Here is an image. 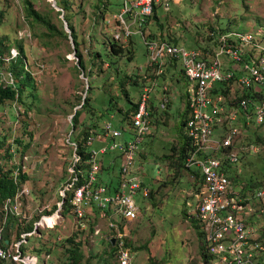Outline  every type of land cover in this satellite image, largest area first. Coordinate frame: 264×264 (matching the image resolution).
<instances>
[{"label": "rangeland", "instance_id": "1", "mask_svg": "<svg viewBox=\"0 0 264 264\" xmlns=\"http://www.w3.org/2000/svg\"><path fill=\"white\" fill-rule=\"evenodd\" d=\"M27 1L0 0V52L3 53L4 61L9 64V60L20 53L21 45L26 58L25 67L31 73L36 88L33 91L36 100L32 98V92L27 91L23 97L25 102H8L0 108V168L28 174V183L23 187L31 191L24 203V213L31 216L32 220L29 223L24 221L21 225L16 217L10 216L4 235L6 241L8 240L7 246L16 244L20 240L19 234H23V230L32 226L33 222H38L40 216H46L47 209L50 211L61 198V186L73 172L70 169L73 154V145L70 142L77 138L73 134L72 120L81 109L91 84L96 87L91 99L94 105L89 113L80 114L76 131L80 132L97 124L98 120H94L98 116L100 124L108 121L116 124L122 118L115 108L106 111L108 98L113 97L116 101L119 97L120 84L112 82L115 75L107 70L106 65L98 66L101 61H95V66L91 69L89 57L91 61L95 60L93 56L97 51L105 63L117 61L121 73L124 76H133L138 82L146 74L149 62L141 34L133 35L132 46L126 44L130 46L126 49L132 48L134 51L132 62L125 57L115 59L108 55L105 42L111 40V30L106 28L105 19L113 12H121L123 0H57L61 2L59 7L67 8L65 13L70 15L79 36L80 51L88 64L87 69L81 71L76 67L78 57L72 38L43 37L44 28L32 24L27 18ZM30 1L41 12L49 7L55 11L60 10L54 6L56 0ZM97 4L103 5L101 12ZM157 5L158 20L152 19L154 26L151 24L145 35L148 36L151 30L155 35H171L179 45L188 49L197 48L199 38L201 45L207 46L206 34H209L211 27L242 33H258L264 30V0H159ZM102 12L104 18H98ZM54 17L53 22L58 24L56 16ZM95 42L94 49L92 45ZM209 50H212V44L209 45ZM125 53L128 56L127 50ZM171 70L173 73L166 70L169 78L175 74L176 68ZM180 70L182 67L174 75L178 77L179 83L175 84L171 80L166 82L170 101L165 109V116L163 114L164 118L159 116L161 120H156V116L162 114L159 109L162 96L160 92L157 93L158 90L151 95L154 107L152 113L154 110L156 112L151 116V133L142 144L135 164L136 177L141 180L142 188L148 190V195L144 197L139 192L134 198L139 208L136 220L117 224L124 229L127 240L135 248L132 249L135 251V264H148V258L157 264H214V257L205 258L208 255L203 251L199 230L189 218L194 219V181L185 170L175 174L168 160L164 159V156L170 154L171 146H178L183 141L181 121L184 116L186 79ZM0 82L11 83L7 67L0 75ZM126 88L131 98L137 102L143 93L142 88L137 91L130 85ZM116 103L120 109H129V104L122 95ZM112 115L114 119H111ZM14 116L18 117L17 121ZM130 138L131 135L126 132L119 141ZM259 146L257 155L240 154L235 170L242 179L251 176L256 180L255 183H264V139ZM98 158L105 165L114 160L113 173L119 172L120 159L115 153L107 152ZM187 203L192 206L189 207ZM251 206L260 215L261 209L253 203ZM39 209L46 210L40 215L36 211ZM262 216L264 219V214L260 215ZM115 220L119 221L117 217ZM11 222H14V228L9 231ZM99 227L104 237L91 236L90 231L79 235V239L89 240L88 244L81 241L83 258L80 264H117L116 256L113 258L107 255L110 248L108 240H105V222ZM73 231L72 215L60 219L53 230L39 228L37 233L40 238L37 233L27 238L28 243L26 240L23 246L24 255L35 257L37 264H64V242L75 233ZM0 246L4 248L3 244ZM0 264L15 263L0 260Z\"/></svg>", "mask_w": 264, "mask_h": 264}, {"label": "built area", "instance_id": "2", "mask_svg": "<svg viewBox=\"0 0 264 264\" xmlns=\"http://www.w3.org/2000/svg\"><path fill=\"white\" fill-rule=\"evenodd\" d=\"M158 2L159 0H124L121 12L113 16L115 39L126 41L133 34L146 37L144 27L154 14L155 4ZM261 34L263 33L232 32L221 35L216 38L217 45L213 47V54L207 53V58L201 52L189 51L182 45L144 40L149 56L148 65L152 71L143 76L147 86L141 96L139 108L130 120L131 138L118 141L117 138L121 139L123 134L114 129L112 122H106L103 135L97 137L104 140L105 145L90 150V167L85 173V180L75 185L81 171H78V175L75 173L77 158H74L70 167L73 171L71 180L59 193L64 199L66 192H71L69 204L73 232L83 234L92 228L91 236L104 237L99 227L104 221L107 230L105 240L114 239L117 264H135L134 252L126 246L124 229L117 224L136 220L139 208L134 198L139 192L144 197L148 195V190L142 188L141 180L136 177V159L142 150V144L151 133V95L157 90L160 92L162 97L159 109L165 110L170 101L166 85V65L178 61L186 78V116L183 125V136L187 142L185 167L198 176L193 188V214L201 225L206 252L209 257H214V264H264V240H261L257 229L249 222L256 210L247 204L249 201L264 204V189L255 191L253 196L243 195L242 189L229 180L227 173V165H236L240 151L246 155H256L260 151L258 146L250 143L236 147L239 139L242 144L240 136L244 134V128L237 127L235 123L239 112L245 115V126L248 128V118L252 114L255 125L264 122V42L258 38ZM232 82L230 90L226 88L228 94L231 92L228 100L234 98V86L250 94L249 97H241L237 107L229 105L222 95L226 90L218 88L219 85L228 86ZM215 87L218 90H214ZM94 141L96 138H90L87 145L91 146ZM229 148L232 150L227 152ZM108 151L117 153L121 159L115 191H110V187L97 182V175L100 174L98 156ZM193 176L194 174L192 179ZM30 194L31 191L23 187L13 199L5 203L0 245L5 243L4 235L11 215L26 223L32 220L31 216L24 213V203ZM187 205L192 206L190 203ZM62 206L63 201L56 204L57 209L50 216L55 219L52 226L44 225L43 220L48 217L40 216L34 224L35 232L22 235L21 243L4 245V248L0 246V260L15 264H37L35 257L21 252V245L38 228L53 230L57 227L58 221L63 218ZM44 210L40 211V215ZM116 217L119 221L115 220ZM13 228L14 224L11 225V229Z\"/></svg>", "mask_w": 264, "mask_h": 264}, {"label": "trees", "instance_id": "3", "mask_svg": "<svg viewBox=\"0 0 264 264\" xmlns=\"http://www.w3.org/2000/svg\"><path fill=\"white\" fill-rule=\"evenodd\" d=\"M60 1L55 2L56 7H59L60 5ZM97 6L100 8V12H101V8L102 6H99V4H97ZM60 10L55 11L52 7L47 8V10H45L44 12L38 11L33 7V4L30 0H28L26 2V13H27V18L32 21V24H36L39 27H43L45 32H43L42 36L43 37H48V38H53L56 36H62L66 39L68 38H72V41L75 45V50L77 52V57H78V64L76 65L78 70H86L87 69V62L85 59V56L83 55V53L80 51V40H79V36L76 33V30L72 24V19H70V15L65 13L66 12V7H59ZM158 5L155 4V8H154V14L151 16L150 19H148L147 25L144 27V34L147 32L146 29H148L151 24H152V19L154 20V18L156 19V21L158 20V17L156 15V11H157ZM64 12V14L62 13ZM61 14L63 15V18L61 19L60 16ZM117 14L115 12H113L111 15H109L108 17H106L105 19V26L108 30H111L110 32V36H111V40H109L108 42H105V45L107 46L108 52H109V56L113 57V58H123L125 57L128 61L132 62L134 59V51H132V48H128L132 46V36L129 37L128 40H116L115 36H114V28H113V16ZM104 12L101 13V15L98 16V18L103 19ZM54 16H56L57 22L58 24H56L55 22H53V19L55 18ZM63 22H66L68 24L69 30L71 31V33L69 34L64 26H63ZM109 22H111V24H109ZM159 24V21H158ZM153 25V24H152ZM154 26V25H153ZM233 31H230L229 29H215L214 27H211L209 29V34L207 33V46H205V44L201 45V39L199 38V40L197 41L198 43V47L197 48H192V49H188L190 50H195V51H199L203 54V56H205V58H207V53L213 54V47L215 45H217L216 43V38L224 35V34H229L232 33ZM212 33V34H211ZM142 36V35H141ZM143 37V40H149V41H153V40H158L159 42H167V43H171L174 46H179V42L177 40H174L171 38V35H163V33H160L159 35H155L153 34V31L151 30V33L148 34V36ZM127 43L130 44L126 45ZM96 42L94 43V45H92V48L95 49V45ZM212 44V50H209V45ZM1 45V44H0ZM20 53L18 55H16L15 57H12L9 60V64H7L4 59H3V53L0 52V75L1 73L6 69L7 67V74H9V78L11 79V83H4V82H0V108L2 109L4 105H6V103L11 102V103H17L19 102V100H21V102H25L23 97L25 95V93L27 91L32 92L31 96L32 98H34V100H36V94L33 92L36 90L35 88V83L33 81V78L31 76V73L26 69L25 65H26V58L24 56V51H23V47L20 45ZM126 50L128 53V56L126 55ZM96 51V50H95ZM93 58L95 60L91 61L90 57H89V65L91 66V69L95 66V61H101L99 62L98 66L100 64H104L107 66V70H111L112 74L115 75L114 79L112 80L113 83L117 82L118 84H120V90L121 93L119 95V97L116 99V101L118 99H120V96L122 95L123 98L127 101V103L129 104V109L125 110L124 108L120 109L118 108V103H116V101H114L115 99L113 97H107L108 100V105L106 108V111L109 109H113L115 108L117 110V112H120L122 118L121 120L114 124L113 127L114 129L119 130L123 135L122 138L125 136L126 132H128L130 135L132 134L131 132V117L137 112L139 105H140V101H141V96L144 93V89L147 86V82L145 79H143V77L139 78V82L135 79H133V76L130 75H126L124 76L121 71H120V66L119 63L117 61H114L112 63H105L102 60V56L99 52L96 51L95 56H93ZM167 66V70L169 71V73H173V70H171L172 68H176V72L174 75H177L176 73L179 71L180 69V64L178 61H174V62H170V65H166ZM150 71H152V68L147 64L146 67V74L149 73ZM182 73V76L184 79L185 75H184V70H180ZM91 72V71H90ZM120 75H122L120 77ZM174 75H171V81L174 82L175 84L179 83L180 81L178 80V77H174ZM130 85L131 87H134L135 90H140L142 88L143 93L140 95L139 100L136 102L134 101V99L131 98V94L127 91V86ZM230 86H233V82L230 83L228 86L227 84H223V85H219L218 88H220V90H226V88L228 90H230ZM218 88H214V90H218ZM233 88H236L235 92H234V98H232V100H228V96H230V94H228V90L222 92V95L225 96L227 102L229 105H235V107H237V103L238 100L241 97H249L250 94L247 91H242L239 90L236 86H234ZM96 87L94 85H90L87 93H86V98L84 99V102L81 104V109L77 111L74 119L72 120V130H73V134L75 133L76 138L75 140H72V142H70V144H75L76 146H73V154H72V160H71V166H72V162L74 160V158H77V162H75V167H74V171L77 174L78 171H81V174L78 175V182L75 183V185H79L80 183H82L85 180V173L86 171L89 169L90 165L88 163L89 158H90V150L92 149H99L100 146H102L103 144L105 145V141L101 140V139H97V137H101L104 133V125L105 122L100 124L99 123V116L98 118H96V120H94L95 122L98 123L97 124H93V126H88L86 129L82 130V131H76L77 130V125L79 124V116L82 112H88L92 109V106L94 105V103L92 104V97H93V93L95 91ZM105 92V90H104ZM216 92V91H213ZM105 94H107L105 92ZM152 101H151V110H150V116H154L155 114V110L154 113H152ZM32 106V105H31ZM30 106V108H31ZM252 112V110H251ZM92 116H95L94 113H92ZM163 114L165 116L166 114V110H162V114H159L156 116V120H161V118H159V116L163 117ZM103 115V114H102ZM250 115V114H249ZM17 116V115H16ZM14 116V120L17 121L18 117ZM101 116V115H100ZM185 116L186 114L184 113L183 119L181 121V127L183 128L184 125V121H185ZM115 117L112 115L111 119H114ZM159 118V119H158ZM164 118V117H163ZM250 119V128H248V126H245V115H243L241 112H239L238 115V121L236 124L237 127H243L244 128V134H242L240 136L241 138V143L240 144V139L237 143L238 147L239 145L242 146L244 144L248 145V143L250 144H254L256 146L259 147L261 143L263 142L264 139V122L260 125H255L254 124V120H253V114L252 116H249ZM111 122V121H110ZM124 131V132H122ZM248 136L252 137V138H248ZM90 138H96V141H94L92 143L91 146L87 145V141ZM117 140H120V137L117 138ZM124 141V140H123ZM122 141V142H123ZM18 144L22 145V143L18 142ZM235 147V148H236ZM237 149V148H236ZM1 150V147H0ZM232 149L229 148L228 150H226L227 152L231 151ZM170 154L164 156L165 160H168L169 164L171 165V167L175 170V174H177L178 172H181V170H185L188 174L189 177H192V174H194L193 176V181L194 184L198 181L196 177H198L196 175L195 172H193L192 170L188 169L185 167V156L187 154V142H186V138L183 136V141L182 143H179L178 146H171L170 149ZM1 152V151H0ZM110 152V151H108ZM107 153V152H106ZM105 153V154H106ZM115 153V152H113ZM239 153H243V152H239ZM103 154V155H105ZM117 154V153H115ZM75 155V157H74ZM139 155V154H138ZM246 155V154H245ZM257 155V154H256ZM11 158H13L12 155H10ZM118 159H120V156H117ZM2 161V157L0 155V162ZM98 162L100 164V174L97 175V182L100 184H105L107 187H110V191H115L116 190V186H117V181H118V176L120 173V166H119V172L117 174L113 173V164H114V160L113 161H109L106 165L104 164V162L102 160H100L98 158ZM120 164H121V159H120ZM236 167L238 162L235 163ZM19 170V169H18ZM23 173V172H22ZM18 174L15 171H11V170H6L4 168H0V213H1V218H0V224L3 220V216H2V212H3V207L5 205V203L10 200L13 199L18 191L23 187V185H26L28 183L29 180V175L28 174ZM227 173H228V177L229 180L236 186L241 188V192L244 194H247L249 196H253L255 191L264 189V183L263 182H258L255 183L256 180H254L251 176L245 177L244 179L240 178V174L235 170V166H229L227 165ZM102 174H104V176H102ZM71 176V174H70ZM70 176L67 180H65L64 185H66L71 179ZM73 176V174H72ZM63 185V186H64ZM63 186H61V189L63 188ZM195 187V186H194ZM193 187V188H194ZM60 189V190H61ZM240 192V191H239ZM71 192H66V196L64 199L59 198L58 202L63 201V206H62V210H61V216L65 217L70 215L71 213V206L69 204V196H70ZM152 195V192L149 193V196ZM57 202V203H58ZM53 209V210H52ZM50 211L47 209L46 211V216H51L53 215V213L56 211V205L55 207H53ZM46 210V209H45ZM44 210V211H45ZM191 223L194 224V227H197L200 233V236L202 237V234L200 232V226H199V222L194 218H191ZM264 219H262L261 222V229H262V236H264ZM24 221H19V224L23 225ZM37 223L33 222L32 226L25 228L23 231V234L20 233L18 238H20V240L18 239V242H21V235H25V234H32V232H35V228H34V224ZM14 222H11L9 225V231L11 229V225H13ZM19 227V226H18ZM92 227V226H91ZM17 231V229H16ZM92 232V228L90 230ZM38 232V230H37ZM36 232V233H37ZM39 233H37L38 235ZM79 235H81L80 233H73L69 238H67L64 242V247H65V255H66V262L64 264H80L83 258V255L81 253V248H82V243L86 242V244L89 243V240L85 239V240H81L79 239ZM110 238L108 240V244H109V253H107V255H110L114 258V256L116 255V247L115 245H112ZM27 240V239H26ZM8 241V240H7ZM7 241L5 242V246H7ZM23 246L24 244L21 246V252L24 254L23 251ZM126 246L130 247L131 249L135 250V248H132V244L130 241L126 240ZM132 250V251H133ZM135 252V251H133ZM38 254V252H36ZM40 253V252H39ZM205 255V254H204ZM206 256V255H205ZM205 258H210L209 256L205 257ZM3 262V261H2ZM148 264H157L155 261H153L152 259L148 258Z\"/></svg>", "mask_w": 264, "mask_h": 264}, {"label": "bare ground", "instance_id": "4", "mask_svg": "<svg viewBox=\"0 0 264 264\" xmlns=\"http://www.w3.org/2000/svg\"><path fill=\"white\" fill-rule=\"evenodd\" d=\"M123 4H124V0H123ZM122 8H123V6H122ZM122 8H121V10H122ZM260 32H262L263 34H261L260 36H258V38H259V40H261L262 42H264V30H262V31H260ZM251 203H253L254 205H256V206H258L261 210H260V215H262V214H264V212H261L263 209H264V204H261V203H257V202H253V201H249V202H247V204H249L250 206H251ZM252 207V206H251ZM253 208V207H252ZM256 210V209H255ZM260 215H258L257 214V212H256V214L254 215V216H252L250 219H249V222H250V224L252 225V226H254L256 229H257V231H258V234L261 236V240H264V236H262V230H261V222H262V219H263V216L262 217H260ZM194 218H195V216H194ZM261 218V219H260ZM196 219V218H195ZM54 218H51V217H48V218H44V225L45 224H47V225H50V226H52L53 225V223H54ZM197 220V219H196ZM198 221V220H197ZM199 222V221H198ZM199 226H200V232H201V234H202V246H203V251L205 252V254L206 255H208L207 254V252H206V243H205V240H204V238H203V233H202V231H201V225H200V223H199ZM5 242H6V240H5ZM22 242V241H21ZM21 242H16V243H21ZM24 244V243H23ZM22 244V245H23ZM4 245H5V243H4ZM7 245V244H6ZM21 245V246H22ZM208 256H210V255H208Z\"/></svg>", "mask_w": 264, "mask_h": 264}, {"label": "water", "instance_id": "5", "mask_svg": "<svg viewBox=\"0 0 264 264\" xmlns=\"http://www.w3.org/2000/svg\"><path fill=\"white\" fill-rule=\"evenodd\" d=\"M54 6H56L55 3H54ZM60 18L61 19L63 18L62 14H61ZM63 26H64L65 30L70 34L71 31L69 30L68 24L66 22H63ZM111 242H112V245H114V239H111Z\"/></svg>", "mask_w": 264, "mask_h": 264}, {"label": "crops", "instance_id": "6", "mask_svg": "<svg viewBox=\"0 0 264 264\" xmlns=\"http://www.w3.org/2000/svg\"><path fill=\"white\" fill-rule=\"evenodd\" d=\"M168 80H171V78L168 77ZM157 93H158V92H157ZM36 211H38V213H40V209H39V210H36ZM64 229H65V228H64ZM36 236H37V235H36ZM38 236H39L38 238H40V235H39V234H38ZM27 243H28V240H27Z\"/></svg>", "mask_w": 264, "mask_h": 264}, {"label": "clouds", "instance_id": "7", "mask_svg": "<svg viewBox=\"0 0 264 264\" xmlns=\"http://www.w3.org/2000/svg\"><path fill=\"white\" fill-rule=\"evenodd\" d=\"M46 217H48V216H46ZM49 217H50V216H49ZM38 230H39V228H38ZM33 232H34V231H33ZM33 232H32V233H33ZM36 232H37V231H36ZM33 235H34V234H33ZM30 237H31V236H30Z\"/></svg>", "mask_w": 264, "mask_h": 264}]
</instances>
